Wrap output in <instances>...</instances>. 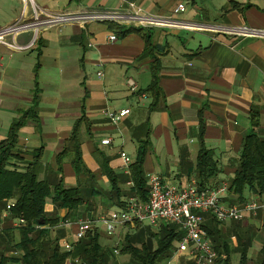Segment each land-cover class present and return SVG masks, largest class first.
I'll return each mask as SVG.
<instances>
[{"label": "crops", "instance_id": "0c3cea01", "mask_svg": "<svg viewBox=\"0 0 264 264\" xmlns=\"http://www.w3.org/2000/svg\"><path fill=\"white\" fill-rule=\"evenodd\" d=\"M180 4L186 10L176 14ZM136 11L170 18L191 29L149 27L122 36L119 27L135 26L113 23L112 27L111 22L87 20L36 25L0 42V143L37 95L38 121L30 119L20 130L18 151L25 161H34V153L41 150L40 178L56 182L62 177L66 188H84L90 202L75 212L46 204L47 214L56 213L62 219L51 229V236H60L61 242L74 241L80 222L117 215L133 198L146 202L132 195L131 179L139 147L146 140L147 188L153 174L183 188L198 183L196 164L202 149L214 153L220 168L207 186L229 184L246 135L253 130L264 138V39L229 35L224 30H264V0H32L29 4L0 0V31L62 13ZM113 35L116 41L110 40ZM128 79L137 83L136 91L130 89ZM154 82L157 91L147 93ZM124 109H130L131 114L118 123L107 116ZM82 117L81 152L90 174L77 175L72 156L64 159L58 173V154ZM254 122L258 126L254 127ZM104 139L111 143L103 145ZM122 154L131 158L129 166ZM248 195L242 203L234 202L231 192L223 199L227 205L236 204L242 218L219 222L231 254H218L217 264H241L244 249V264H263L264 208L254 214L245 210V203L255 200L264 205V198ZM5 215L0 231L19 227ZM200 215L204 228L214 219L206 213ZM139 226L146 230L145 240L147 229L158 231L160 227L119 225L116 234L109 236L99 223L93 231L99 233L102 245L113 251L116 245L121 249L126 236L135 235ZM15 253L7 251L5 256L19 259ZM160 264L193 262L185 255L174 258L173 251L172 257Z\"/></svg>", "mask_w": 264, "mask_h": 264}, {"label": "trees", "instance_id": "16d2710c", "mask_svg": "<svg viewBox=\"0 0 264 264\" xmlns=\"http://www.w3.org/2000/svg\"><path fill=\"white\" fill-rule=\"evenodd\" d=\"M112 27L115 26L112 22ZM120 34L125 36L132 32L143 31V28L119 27ZM154 79L157 78V70ZM157 84L154 82L147 93H155ZM32 106L22 112L17 121L12 124L9 136L0 143V222L4 213L5 219L17 221L19 227L0 231V264H117L114 261V251L108 250L101 243L98 232L90 231L76 243L72 252L68 253L62 248L60 236L52 237L51 229L59 226L61 218L58 215H49L45 206L49 202L58 209L67 208L75 212L80 205L90 202L86 200L85 189L82 187L66 188L62 180L50 182L41 179L38 167L41 163V150L34 153V161H25L23 153L18 151V136L20 130L30 119L38 121L37 100L34 97ZM85 122L82 117L75 123L70 138L59 152L58 173L62 172L63 161L72 156L71 164L77 175L90 174L81 152V127ZM258 122H254V127ZM149 149L146 140L139 147L136 162L133 165L131 179L134 182L133 196L148 201L149 190L144 172V161ZM234 177L228 184V192L236 198L234 202L242 203L251 195L264 198V138L253 130L243 140ZM219 162L215 160L214 153L202 149L196 164V175L200 188H206L207 183L218 176ZM219 183L217 185H220ZM226 194V195H227ZM226 197V196H225ZM224 197V198H225ZM223 198V199H224ZM223 201V200H222ZM225 204V203H224ZM227 205V204H225ZM230 204L227 206H234ZM211 215L210 213H206ZM213 217V216H211ZM209 218V217H207ZM218 254L229 253L228 244L223 240L221 225L217 220L210 218L205 226ZM135 235H127L125 243L114 247L123 255L130 257V264H160L164 259L171 258L176 243L182 232L176 225L162 224L158 231L145 232L140 226ZM141 244V246H139ZM7 251L20 253V258H7ZM264 264V247L261 251ZM247 258V251L241 253V264ZM77 260V262H76Z\"/></svg>", "mask_w": 264, "mask_h": 264}, {"label": "built area", "instance_id": "2783aa9c", "mask_svg": "<svg viewBox=\"0 0 264 264\" xmlns=\"http://www.w3.org/2000/svg\"><path fill=\"white\" fill-rule=\"evenodd\" d=\"M23 2L29 4L32 0H23ZM131 7L134 8V5L132 4ZM185 10L186 6L180 4L175 13H183ZM36 20L33 23L18 24L0 31V42H4V38L7 36L19 34L36 25L60 26L74 22L83 23L87 20L112 22L142 28L182 26L191 29L188 24L179 23L170 18L149 17L140 13V11L128 14L120 12L103 14L62 13L48 16L42 20L36 17ZM224 30L229 35L264 39V30H254L248 27L225 28ZM110 40L116 41L117 37L113 35ZM127 84L131 90H137V83L133 79H128ZM142 97L145 98V95L143 94ZM130 114V109H124L118 112H109L107 116L112 122L118 123ZM110 143V139L102 140L103 145H109ZM122 157L125 164L129 166L132 161L131 158L126 154H122ZM148 188L149 198L147 202L141 203L138 199L133 198L124 205L123 210L117 215L80 222L78 230L74 234V241L64 239L61 242L62 248L68 253L72 252L74 245L82 240L87 233L93 231L94 226L99 223L105 226L109 236L116 234L119 225L149 223L153 228H158L162 224L169 223L176 225L182 232L181 241L174 250V258L185 255L193 264H217L219 255L213 248L200 213H210L220 223L230 220L237 221L242 218V210L237 205L227 206L222 201L228 192V184L222 183L200 188L198 183L194 181L191 186L181 188L174 183L165 182L159 175L153 174L148 177ZM260 208H264V205L255 200L245 203V210L254 214ZM66 225H70V223H66ZM114 252L119 254L120 250L115 249ZM14 255L21 256L20 253ZM69 262H72L71 258H69Z\"/></svg>", "mask_w": 264, "mask_h": 264}, {"label": "rangeland", "instance_id": "374dc122", "mask_svg": "<svg viewBox=\"0 0 264 264\" xmlns=\"http://www.w3.org/2000/svg\"><path fill=\"white\" fill-rule=\"evenodd\" d=\"M123 241V240H122ZM177 244V243H176ZM114 251V250H113ZM115 253V252H114ZM115 255L117 256V257H115L114 256V261L116 260V263L117 264H129V261H130V259H129V257L128 256H124V255H122V254H116L115 253Z\"/></svg>", "mask_w": 264, "mask_h": 264}]
</instances>
